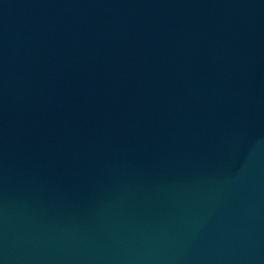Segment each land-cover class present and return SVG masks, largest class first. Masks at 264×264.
Segmentation results:
<instances>
[{
    "label": "water",
    "instance_id": "95a60500",
    "mask_svg": "<svg viewBox=\"0 0 264 264\" xmlns=\"http://www.w3.org/2000/svg\"><path fill=\"white\" fill-rule=\"evenodd\" d=\"M0 264H264V0H0Z\"/></svg>",
    "mask_w": 264,
    "mask_h": 264
}]
</instances>
